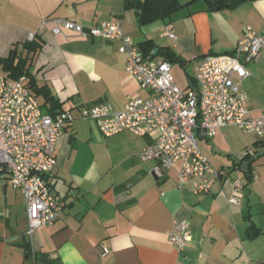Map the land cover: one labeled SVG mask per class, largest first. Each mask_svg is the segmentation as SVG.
<instances>
[{
  "label": "crops",
  "instance_id": "obj_1",
  "mask_svg": "<svg viewBox=\"0 0 264 264\" xmlns=\"http://www.w3.org/2000/svg\"><path fill=\"white\" fill-rule=\"evenodd\" d=\"M179 1L188 6L169 19L140 26L124 0H0V70L14 49L27 56L28 37L37 35L41 47L30 55V72L63 110L76 116L61 137L57 167L48 178L64 207L52 227L28 235L25 200L0 179V264H264V143L234 127L220 129L211 139L199 136L201 152L226 172L210 194L181 186L178 165L156 177L158 162L142 159L151 138L129 132L105 137L95 121L79 119L82 106L107 102L123 111L130 100L149 97L126 73L119 43L74 33L56 36L54 25L44 24L59 19L90 28L121 20L125 35L139 47L151 41L184 61L172 67V74L175 65L183 70L182 81L173 74L182 90L190 88L205 58L231 56L247 27L264 29V0L221 9L205 0ZM168 27L175 40L164 36ZM158 54L153 56L164 59ZM247 69L251 76L242 92L258 117L264 110V51ZM38 102L45 103L43 98ZM236 180L244 187L239 202L231 204ZM182 222L191 240L181 252L169 234ZM25 244L37 261H28ZM103 246L109 250L105 257Z\"/></svg>",
  "mask_w": 264,
  "mask_h": 264
},
{
  "label": "built area",
  "instance_id": "obj_2",
  "mask_svg": "<svg viewBox=\"0 0 264 264\" xmlns=\"http://www.w3.org/2000/svg\"><path fill=\"white\" fill-rule=\"evenodd\" d=\"M56 36L74 33L84 39L101 38L118 42L119 53L126 56L125 71L136 80L148 98L130 100L123 111L107 102L79 108V119L93 120L105 137L129 132L152 143L142 152L145 161L158 162L154 175L179 166L181 186L191 184L197 195L210 194L226 176L201 152L198 137L211 139L224 127L253 134L264 143V110L253 117L242 92L243 82L251 76L247 65L264 51V29L259 33L247 27L231 56H210L196 67L192 85L182 90L172 74L173 65L152 55L124 33L121 20L86 28L68 20H46ZM165 37L176 39L172 27ZM37 35L30 34L28 42ZM76 116L65 110L56 116L44 114L38 99L28 87V78L10 79L0 70V179L10 182L25 200L28 235L52 227L63 212V204L49 183L57 167L56 149L64 132ZM248 152L247 155H252ZM257 175H253L256 179ZM241 180L233 182L231 204L239 202ZM187 222L176 223L170 242L183 251L191 240ZM109 253L102 247V256Z\"/></svg>",
  "mask_w": 264,
  "mask_h": 264
},
{
  "label": "trees",
  "instance_id": "obj_3",
  "mask_svg": "<svg viewBox=\"0 0 264 264\" xmlns=\"http://www.w3.org/2000/svg\"><path fill=\"white\" fill-rule=\"evenodd\" d=\"M197 1V0H194ZM212 9H221L223 7L234 8L246 0H205ZM126 9H134L137 15L138 24L145 26L158 19H169L174 14L182 10L188 5H182L179 0H124ZM41 47V42L36 38L34 42L25 44L24 49L27 51V56L18 54L17 50H13L8 59L1 61L3 72L8 73L10 79L18 80L22 76L28 78V87L33 92L35 97L43 98L45 103L40 107L44 114L52 117L65 111L62 109V104L55 98L51 90L47 86L40 87L35 76L30 72V55L36 53ZM159 49L158 56L164 57L166 61L172 65L176 63L184 64V61L176 55L170 48H158L153 42H145L140 44V50L145 56L152 55L153 52ZM154 57V56H153ZM1 241V240H0ZM26 255L28 261H37L39 257L32 253L28 244H25Z\"/></svg>",
  "mask_w": 264,
  "mask_h": 264
},
{
  "label": "rangeland",
  "instance_id": "obj_4",
  "mask_svg": "<svg viewBox=\"0 0 264 264\" xmlns=\"http://www.w3.org/2000/svg\"><path fill=\"white\" fill-rule=\"evenodd\" d=\"M182 72L183 73V70L181 69V67L179 65H175L174 66V69H173V74L177 76V78L182 81L183 77H182V74L180 73ZM188 73H191V68H188L187 70ZM199 146L202 147V141H199ZM4 182V181H3Z\"/></svg>",
  "mask_w": 264,
  "mask_h": 264
},
{
  "label": "water",
  "instance_id": "obj_5",
  "mask_svg": "<svg viewBox=\"0 0 264 264\" xmlns=\"http://www.w3.org/2000/svg\"><path fill=\"white\" fill-rule=\"evenodd\" d=\"M165 23H166V24H169V23H170V20H166ZM158 52H159V49H156V50L154 51L153 55H154V56H157ZM255 158H257V156L254 157L250 162L244 164V168H247L250 164H252L253 161L255 160Z\"/></svg>",
  "mask_w": 264,
  "mask_h": 264
}]
</instances>
